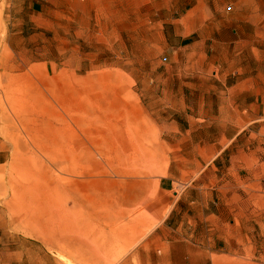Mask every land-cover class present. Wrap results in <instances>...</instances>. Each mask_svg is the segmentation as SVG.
I'll list each match as a JSON object with an SVG mask.
<instances>
[{
  "label": "rangeland",
  "instance_id": "1",
  "mask_svg": "<svg viewBox=\"0 0 264 264\" xmlns=\"http://www.w3.org/2000/svg\"><path fill=\"white\" fill-rule=\"evenodd\" d=\"M4 7L0 252L45 249L60 264H121L168 212H158L164 198L155 183L188 101L198 109L204 92L221 84L213 74H230L229 85L241 72L264 74V0H14ZM76 92L82 97L70 109L109 96L106 118L90 114L84 126L96 136L85 137L64 112ZM70 128L81 148L93 139L110 147L92 177L65 171L78 166L63 158ZM257 243L264 248V236Z\"/></svg>",
  "mask_w": 264,
  "mask_h": 264
},
{
  "label": "crops",
  "instance_id": "2",
  "mask_svg": "<svg viewBox=\"0 0 264 264\" xmlns=\"http://www.w3.org/2000/svg\"><path fill=\"white\" fill-rule=\"evenodd\" d=\"M13 1L0 6L6 11ZM212 77L221 84L204 92L198 109L189 100L186 118L171 126L173 152L155 183L164 198L158 212H168L121 264H264L257 243L264 236V74L241 72L233 85L230 74ZM0 257V264H60L45 249Z\"/></svg>",
  "mask_w": 264,
  "mask_h": 264
},
{
  "label": "bare ground",
  "instance_id": "3",
  "mask_svg": "<svg viewBox=\"0 0 264 264\" xmlns=\"http://www.w3.org/2000/svg\"><path fill=\"white\" fill-rule=\"evenodd\" d=\"M100 81H101V79L99 80L98 83H100ZM73 82H74V80H73ZM75 84H76V81H75ZM79 84L81 85L82 83L80 82ZM93 87L94 86H92L90 88L93 89ZM87 91L85 90V92H87ZM81 97H82L81 92H76V95H74L71 98H68L66 105L69 106V108L64 110V112L68 117H70V120L72 121L71 123H73L78 129H80V131H82V134L85 137L88 138L89 136H93V135L96 136L97 134H99L98 131L95 130V132H86L84 130V126L87 122L86 120L89 119V117L91 116L90 114L95 116L96 117L95 120H97V121H101V120H104L106 118V115H107L106 102H107V99L109 96H108V94H106V95L103 94V96L94 95L91 98H89L88 100H85L82 105L75 107L74 109H70V107L78 100V98H81ZM96 108L99 109L98 112H97ZM75 115H81V117H79L77 119V118H74ZM83 115H85L84 118H83ZM110 118H112V116L109 117V119ZM63 124H65L67 126L71 125L66 120V118L64 116H63ZM87 125H89V124H87ZM63 134H64L63 158L65 159V162L66 163L71 162V164H72L73 161L74 162L76 160L78 161V166L76 169H73L74 166H73V168L65 166V171L68 172L69 174L76 175V176L92 177L94 174L98 173L97 169L99 167L102 168L103 164L105 162H107L108 160H110L109 159L110 158V156H109V154H110L109 153L110 152L109 145L107 146V150H105L103 147L100 149V148H98V141L93 139L90 142V145H91L90 147L86 146L85 148H81L82 140H80V138L77 136V133L75 132V130L73 128L64 129ZM110 134L109 135L107 134L108 142H110L109 141V139L111 138ZM136 147L137 146L134 145V150H132V151L140 153L141 150H139V149H141V147L139 146L138 147L139 149H137ZM130 149H132V148H130ZM124 150H126V149L124 148ZM95 151H96V154H95ZM80 153H83V154L80 155ZM68 155H73V156L76 155V157L75 158L74 157H68ZM97 156H98V159H96Z\"/></svg>",
  "mask_w": 264,
  "mask_h": 264
}]
</instances>
